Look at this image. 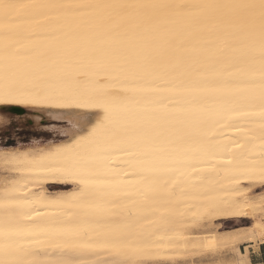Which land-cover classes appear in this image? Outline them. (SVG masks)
I'll return each mask as SVG.
<instances>
[{
  "label": "bare ground",
  "instance_id": "obj_1",
  "mask_svg": "<svg viewBox=\"0 0 264 264\" xmlns=\"http://www.w3.org/2000/svg\"><path fill=\"white\" fill-rule=\"evenodd\" d=\"M3 104L99 116L0 148V264H251L264 242V0H0Z\"/></svg>",
  "mask_w": 264,
  "mask_h": 264
},
{
  "label": "rangeland",
  "instance_id": "obj_2",
  "mask_svg": "<svg viewBox=\"0 0 264 264\" xmlns=\"http://www.w3.org/2000/svg\"><path fill=\"white\" fill-rule=\"evenodd\" d=\"M37 107L38 106L34 104H23L22 108L17 110L13 104L0 105V128L3 129V131L0 132V148L24 147L34 144L66 141L71 138V133L76 130L78 125L79 132L84 131L99 116V111L82 107H50L52 111L46 112L47 114L42 112L41 109H36ZM53 111H61V114L57 115L52 113ZM37 115L39 119L36 117ZM245 184L247 187H250L255 196L264 194V186H251L248 182ZM47 187L54 191L70 189L73 188V185L51 182L47 184ZM216 221L221 222V224L217 226V230L222 231V233H218L220 235L232 233L230 231H245L247 227L251 225V220L240 222L236 218H224ZM235 228L236 230H233ZM194 231L200 238L203 237V240H211L208 237L210 236L208 234L209 232L205 227L195 228ZM259 245H261L260 250L258 249ZM244 247L245 245L240 243V248L242 250H245ZM251 248L256 250V253L251 252L250 256ZM215 249L207 251L211 252V254L207 252V254L204 253V257L202 256V258H204L203 264H224L225 262V264H231V262H236L238 259L230 245H222V248L218 246V248ZM261 256L264 257V242L255 243L250 246L248 251L250 262L254 260L258 261Z\"/></svg>",
  "mask_w": 264,
  "mask_h": 264
},
{
  "label": "crops",
  "instance_id": "obj_3",
  "mask_svg": "<svg viewBox=\"0 0 264 264\" xmlns=\"http://www.w3.org/2000/svg\"><path fill=\"white\" fill-rule=\"evenodd\" d=\"M263 245V244H262ZM260 247H261V245H259V247H258V249L260 250ZM252 249V248H251ZM258 250V251H259ZM251 252H254V253H256V250H254V249H252V250H250V256H251ZM251 263L252 264H264V257L263 256H261V257H259V260L258 261H251Z\"/></svg>",
  "mask_w": 264,
  "mask_h": 264
},
{
  "label": "snow or ice",
  "instance_id": "obj_4",
  "mask_svg": "<svg viewBox=\"0 0 264 264\" xmlns=\"http://www.w3.org/2000/svg\"><path fill=\"white\" fill-rule=\"evenodd\" d=\"M3 131V129L2 128H0V132H2Z\"/></svg>",
  "mask_w": 264,
  "mask_h": 264
}]
</instances>
